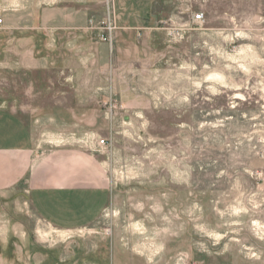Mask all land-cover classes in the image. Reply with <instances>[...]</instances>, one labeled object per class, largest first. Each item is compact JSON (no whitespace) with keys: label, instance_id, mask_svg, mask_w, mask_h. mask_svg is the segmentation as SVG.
<instances>
[{"label":"rangeland","instance_id":"rangeland-1","mask_svg":"<svg viewBox=\"0 0 264 264\" xmlns=\"http://www.w3.org/2000/svg\"><path fill=\"white\" fill-rule=\"evenodd\" d=\"M0 17V105L65 128L111 192L73 230L0 201V264H264V0H0Z\"/></svg>","mask_w":264,"mask_h":264},{"label":"crops","instance_id":"crops-1","mask_svg":"<svg viewBox=\"0 0 264 264\" xmlns=\"http://www.w3.org/2000/svg\"><path fill=\"white\" fill-rule=\"evenodd\" d=\"M64 131L54 132L32 108L0 105V201L27 205L45 224L73 230L93 223L111 192L95 155L78 140L69 146ZM110 256L108 264H143Z\"/></svg>","mask_w":264,"mask_h":264},{"label":"built area","instance_id":"built-area-1","mask_svg":"<svg viewBox=\"0 0 264 264\" xmlns=\"http://www.w3.org/2000/svg\"><path fill=\"white\" fill-rule=\"evenodd\" d=\"M192 18L194 21H201L203 20V13L194 14ZM2 23H3V19L0 17V25ZM105 29L107 32L101 34V40L111 43L112 42V31L115 29V26L111 22H108ZM104 144H105L104 139H97L95 141L96 147H102L104 146ZM175 264H188V257L186 255L178 256L175 261Z\"/></svg>","mask_w":264,"mask_h":264}]
</instances>
